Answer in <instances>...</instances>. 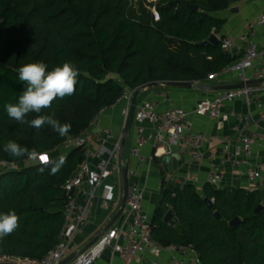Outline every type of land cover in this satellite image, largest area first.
Returning a JSON list of instances; mask_svg holds the SVG:
<instances>
[{
	"label": "trees",
	"instance_id": "1",
	"mask_svg": "<svg viewBox=\"0 0 264 264\" xmlns=\"http://www.w3.org/2000/svg\"><path fill=\"white\" fill-rule=\"evenodd\" d=\"M241 1L0 0V164L15 166L0 170V214L14 211L19 217L15 231L0 240V264L41 261L58 241L67 203L64 185L85 157L81 148H69L52 175L61 155L49 154L88 129L102 110L120 103L126 89L153 81L204 82L239 59L224 52L223 37L218 44L203 43L225 22L216 13ZM38 62L48 71L70 62L79 71L73 95L25 117L55 113L61 124H71L66 136L47 124L36 129L7 115L5 105L18 103L26 89L18 69ZM8 141L35 148L47 160L29 163L27 155L11 156L4 151ZM160 193L153 215V239L160 246L193 245L198 264H264L263 190L207 183L199 190L193 183L163 182ZM205 198L213 201L212 209ZM170 208L179 219L175 227L163 222ZM237 216L241 222L233 227L230 221Z\"/></svg>",
	"mask_w": 264,
	"mask_h": 264
},
{
	"label": "built area",
	"instance_id": "2",
	"mask_svg": "<svg viewBox=\"0 0 264 264\" xmlns=\"http://www.w3.org/2000/svg\"><path fill=\"white\" fill-rule=\"evenodd\" d=\"M153 11L155 20H159L158 11L155 8ZM263 25L264 11L245 23L244 32L239 35L238 40L243 43L249 41L256 29ZM237 42L233 37L223 38L224 52L233 54ZM208 78L220 81L236 78L239 82L264 79V43L261 48L253 45L246 47L239 59L220 72L211 73ZM257 89L243 87L221 90L212 97L198 100L192 110L173 103L160 110L156 100L138 103L132 128L136 139L131 148V156L136 162L133 167L129 168V186L125 209L118 220L90 248L69 264H94L107 248H111L114 253L119 254L123 261L121 264H134L145 253L156 255L151 264H162L157 255L161 246L153 239V220L145 203L146 186H142L137 180L140 169L146 162L142 150L148 143H152L155 149L152 158L172 153L178 146L185 145L192 160L199 162L208 160L210 162V169L203 181L198 173L185 175L167 173L163 177L162 183L180 186L188 183L196 185L207 183L219 186L226 177L224 164L229 162L232 167L238 170V179L246 177L249 183L256 185L259 189L264 188V162L253 165L250 163L254 148L264 147V127L261 124L264 122V101L256 97ZM135 90L126 89L120 98V101H123L121 110L123 126L120 133L116 134L110 127H101L98 124L104 111L102 110L94 117L88 129L79 136L68 137L65 142L69 148H81L85 158L64 185L67 195L64 223L58 233L57 243L39 261V264H57L72 253L76 236L87 223L103 181L107 177H112L110 189L122 183L121 146ZM237 99H244L249 109L254 105L258 118L252 114L238 116L234 109L225 112L224 106ZM193 116H206L215 120L219 130L232 116H237L234 126L236 138L232 139L228 135L220 134L208 136L202 132H195ZM147 122L153 126L150 130L145 125ZM217 144L221 145L219 162L215 161V152L212 150ZM207 146L210 149H206ZM37 156L39 157L38 154ZM245 165L249 166L248 170L242 169ZM120 201V198L106 197L103 199L102 205L117 212ZM165 248L172 251L169 264L199 263V253L193 245H170Z\"/></svg>",
	"mask_w": 264,
	"mask_h": 264
},
{
	"label": "crops",
	"instance_id": "3",
	"mask_svg": "<svg viewBox=\"0 0 264 264\" xmlns=\"http://www.w3.org/2000/svg\"><path fill=\"white\" fill-rule=\"evenodd\" d=\"M234 7H238V12H235L233 10ZM263 11L264 0H242L241 2L234 4L229 9L217 12L216 15L219 18L225 20L223 26L217 34L218 37L235 38L238 42L237 47L234 48V53H236L238 56L240 55V57L243 55L246 47L248 46L253 45L257 48H261L264 43V25L259 26L256 29L255 34L250 37L249 41L243 43L238 39L239 35L244 32L245 23L251 19L256 18ZM210 81L215 82L207 85L231 84L239 82L236 78H230L226 81H220L217 79H212ZM257 88L258 91L256 93V97L264 101V84ZM217 92L218 91H207L198 89H179L162 85L143 91L141 93L144 94L143 99L141 101H139L138 99V103L146 100H156L159 103L160 110H163L167 105L171 103L177 106L184 107L187 110H192L198 100L205 97H212ZM122 107L123 101H120V103H118L117 105L104 109L100 116L98 124L101 127H110L116 134L120 133L123 126V118L121 114ZM232 109L236 111L238 116H247L249 114H252L255 118H258L256 107L253 105L249 109L244 99H237L235 102L227 103L224 106L225 112H230ZM193 122L195 132H202L207 134L208 136L220 134L228 135L232 139L236 138L234 126L237 122V116H232L229 121L224 123V127L220 130L218 129L216 121L209 119L206 116H193ZM261 124L264 127V122H262ZM145 125L148 130L153 127L149 122L145 123ZM135 139L136 135L133 131V133L131 132L130 136L126 141V145L128 144V142L130 143L129 157H127L125 154L126 145L124 147V163H129L130 167H133L136 162L135 159L131 156V148L135 143ZM207 148L210 149L209 146H207L206 149ZM212 150L215 152V161L219 162V158L221 156V145L217 144ZM154 151L155 149L152 143H148L143 147L142 152L143 155L146 157V162L141 167L139 176L137 178V180L142 186H146L145 203L149 213L150 210L154 207L152 205V202L155 201L154 196L159 194H157V191L161 192L162 179L167 173L177 175H185L187 173H198L203 181L206 177L207 172L210 169V162L208 160H205L203 162L192 160L185 145H180L173 150V152H177L180 157L173 158L172 170H169V168L163 163H158L155 158H152ZM161 156L159 157L161 158ZM262 162H264V147L254 148L252 157L250 158V163L253 165ZM248 168V165L242 167L243 170H248ZM224 169L226 170V177L218 187L237 186L258 188L256 187V185L249 183L246 177H241L240 179H238V170L232 167L229 162L224 164ZM112 180V177H107L103 181V184L100 189L98 190V197L95 199L94 204L91 208V213L88 217L87 223L76 236L75 243L73 246V252L79 251L87 243H89L95 233L99 229L107 225V223L112 219V217L116 213L115 211H111L110 209L102 205V201L106 197L121 199L123 196L122 183L114 188H109L112 183ZM203 186V183L197 185L199 190H202ZM261 190L264 191V188H262ZM150 216L153 220V214H150ZM157 255L160 258L162 264H169L172 256V251L161 246ZM155 256L156 255L153 253H145L134 264H151V261ZM122 262V258L119 256V254L114 253L111 248H107L101 258L98 259L94 264H121ZM21 264H39V261L23 260L21 261Z\"/></svg>",
	"mask_w": 264,
	"mask_h": 264
},
{
	"label": "clouds",
	"instance_id": "4",
	"mask_svg": "<svg viewBox=\"0 0 264 264\" xmlns=\"http://www.w3.org/2000/svg\"><path fill=\"white\" fill-rule=\"evenodd\" d=\"M220 38V37H219ZM19 81L26 84V89L19 95L18 103H8L5 105L7 115L10 119L20 124H29L36 129L49 125L61 137L66 136L71 130V124H61L51 115H39L37 118L27 121L26 115L32 112L40 113L42 109L50 108L57 98L63 99L71 96L76 91L79 71L70 62H65L62 66H56L51 71L47 70V65L43 62L30 63L18 69ZM4 151L14 157L25 155L30 159H36L37 152L33 148L31 151L27 147H21L14 141H8L4 146ZM65 156L61 155L51 167V174L55 175L65 163ZM40 171H44L43 168ZM19 217L14 211L7 214H0V240L10 235L18 227Z\"/></svg>",
	"mask_w": 264,
	"mask_h": 264
},
{
	"label": "water",
	"instance_id": "5",
	"mask_svg": "<svg viewBox=\"0 0 264 264\" xmlns=\"http://www.w3.org/2000/svg\"><path fill=\"white\" fill-rule=\"evenodd\" d=\"M192 9L198 10L197 6H191ZM233 10L235 12H238V7H234ZM220 41V38L218 37L217 34L213 33L210 38L203 43L205 46H209L212 44H218ZM262 84H264V79H250L247 81H240L238 83H231V84H218V85H207V84H202V85H197L194 81L191 80H166V81H153L149 82L146 84H143L139 86L133 95L132 101H131V106H130V111L129 115L127 117L125 127H124V137L122 140V146H121V163H122V170H121V182H122V187H123V196L120 201V207L117 210V212L114 214L112 219L99 229L93 238L87 243L82 249L79 251H74L70 253L67 257H65L63 260H61L57 264H69L73 260H75L80 254L85 252L88 248H90L101 236L102 234L114 223L118 220V218L121 216L123 210L125 209L126 206V200H127V190L129 186V168L130 164L129 163H124V147L126 145V141L128 137L130 136L133 128V123H134V116H135V111L136 107L138 104V99L140 94L150 88L157 87V86H168V87H174V88H179V89H198V90H210V91H221V90H230V89H236V88H243V87H251V88H257L260 87ZM179 158V154L177 152H172V153H165L161 156V161L162 163L169 168V170H172V160L173 158ZM205 202L208 204L209 208H213V201L209 198L204 199ZM261 208H263V205H259L256 211H259ZM215 216L217 218H222L221 214L219 211H216ZM163 222L171 227H175L179 219L176 215V212L174 208H170L166 214L163 217ZM241 222L240 217H235L230 221V225L233 227H236L239 223Z\"/></svg>",
	"mask_w": 264,
	"mask_h": 264
},
{
	"label": "rangeland",
	"instance_id": "6",
	"mask_svg": "<svg viewBox=\"0 0 264 264\" xmlns=\"http://www.w3.org/2000/svg\"><path fill=\"white\" fill-rule=\"evenodd\" d=\"M149 1H154V0H149ZM213 82H215V81H210V79H208V80H205L204 82H199V81H196L195 83L197 84V85H199V84H211V83H213ZM209 93H211V92H209ZM214 93V92H213ZM143 95L144 94H141V96L139 97V101H141L142 99H143ZM132 133H133V129H132ZM68 150H69V146L67 145V143H64L63 145H61L55 152H57V153H55V152H53V153H50L49 155L50 156H55V155H61V154H63V153H66V152H68ZM129 153H130V143L128 142V144L126 145V148H125V154H126V156L127 157H129ZM52 154V155H51ZM51 158V157H50ZM40 161H42L41 160V157L39 156H37L36 157V159H31L30 161H29V163H38V162H40ZM15 166H12L11 164H8V165H6V164H0V170H10V169H12V168H14ZM159 193V194H158ZM157 194L158 195H156V196H154V200L155 201H153L152 202V205L154 206L151 210H150V214L152 215H154V213H155V209H156V207L158 206V204H159V201H160V195H161V193L160 192H158L157 191Z\"/></svg>",
	"mask_w": 264,
	"mask_h": 264
},
{
	"label": "snow or ice",
	"instance_id": "7",
	"mask_svg": "<svg viewBox=\"0 0 264 264\" xmlns=\"http://www.w3.org/2000/svg\"><path fill=\"white\" fill-rule=\"evenodd\" d=\"M41 160L46 161L47 157L46 156H41Z\"/></svg>",
	"mask_w": 264,
	"mask_h": 264
}]
</instances>
